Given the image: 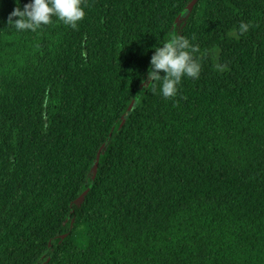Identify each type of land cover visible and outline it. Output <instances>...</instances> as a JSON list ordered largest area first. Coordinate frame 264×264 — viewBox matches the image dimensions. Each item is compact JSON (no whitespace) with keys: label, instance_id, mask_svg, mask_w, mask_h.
Wrapping results in <instances>:
<instances>
[{"label":"trees","instance_id":"1","mask_svg":"<svg viewBox=\"0 0 264 264\" xmlns=\"http://www.w3.org/2000/svg\"><path fill=\"white\" fill-rule=\"evenodd\" d=\"M192 1L17 32L30 0H0V264H264V0ZM174 31L201 71L166 99L147 75Z\"/></svg>","mask_w":264,"mask_h":264},{"label":"clouds","instance_id":"2","mask_svg":"<svg viewBox=\"0 0 264 264\" xmlns=\"http://www.w3.org/2000/svg\"><path fill=\"white\" fill-rule=\"evenodd\" d=\"M84 4L85 0H30L21 9L18 3L9 14L7 24L17 32H36L42 26L51 24L52 18L56 17L64 25L75 29L85 17L82 7ZM250 27L251 24L241 22L239 34L247 33ZM198 52V45L191 44L189 39L178 31L172 32L162 47H156L154 50L146 88L151 87L155 93L158 82L162 96L166 99L174 98L183 77L199 78L201 64L194 55ZM161 72L164 73L163 76L160 75Z\"/></svg>","mask_w":264,"mask_h":264},{"label":"water","instance_id":"3","mask_svg":"<svg viewBox=\"0 0 264 264\" xmlns=\"http://www.w3.org/2000/svg\"><path fill=\"white\" fill-rule=\"evenodd\" d=\"M195 3V0H193L185 9L184 11L180 14L179 17H181L183 14L187 13L188 11L191 10L192 6L194 5ZM175 27V25H174ZM140 95H138L132 102L131 104L129 105L125 115H127L129 113V111L131 110L133 104L136 102V100L139 98ZM98 162H99V156L96 157V160H95V167H94V174L96 173L97 171V167H98ZM82 199V195L78 198V200H81Z\"/></svg>","mask_w":264,"mask_h":264},{"label":"rangeland","instance_id":"4","mask_svg":"<svg viewBox=\"0 0 264 264\" xmlns=\"http://www.w3.org/2000/svg\"><path fill=\"white\" fill-rule=\"evenodd\" d=\"M77 245V243H75V246ZM71 248V247H70ZM73 249H74V244H73ZM73 249L71 248L70 251H68L62 258V260H60V264H65V262L67 261L68 257L70 256V254L72 253Z\"/></svg>","mask_w":264,"mask_h":264}]
</instances>
